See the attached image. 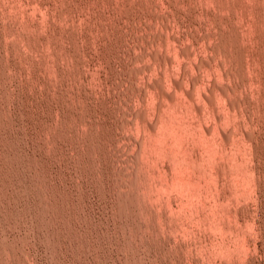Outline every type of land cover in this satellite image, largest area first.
I'll return each mask as SVG.
<instances>
[{"label": "rangeland", "instance_id": "374dc122", "mask_svg": "<svg viewBox=\"0 0 264 264\" xmlns=\"http://www.w3.org/2000/svg\"><path fill=\"white\" fill-rule=\"evenodd\" d=\"M0 264H264V0H0Z\"/></svg>", "mask_w": 264, "mask_h": 264}, {"label": "bare ground", "instance_id": "6f19581e", "mask_svg": "<svg viewBox=\"0 0 264 264\" xmlns=\"http://www.w3.org/2000/svg\"><path fill=\"white\" fill-rule=\"evenodd\" d=\"M165 34V33H164ZM167 35V34H166ZM170 39V38H169ZM163 43V42H162ZM223 46V45H222ZM163 48V47H162ZM194 53V52H193ZM158 57V56H157ZM158 59V58H157ZM217 61V60H216ZM157 63V62H156ZM205 71V70H204ZM209 73V72H208ZM185 81V80H184ZM166 92V91H165ZM162 94H163V92H162ZM164 94H166V93H164ZM167 96V95H166ZM158 97V96H157ZM167 97H169V96H167ZM164 100V99H163ZM199 103V102H198ZM214 103V102H213ZM164 106V105H163ZM213 110V109H212ZM172 131V130H171ZM177 132V131H176ZM155 139V138H154ZM183 161V160H182ZM43 197V196H42ZM124 208V207H123Z\"/></svg>", "mask_w": 264, "mask_h": 264}]
</instances>
